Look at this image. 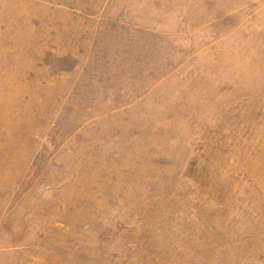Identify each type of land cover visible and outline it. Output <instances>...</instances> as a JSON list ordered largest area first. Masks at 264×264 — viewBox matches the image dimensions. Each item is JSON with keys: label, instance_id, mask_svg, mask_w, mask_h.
Listing matches in <instances>:
<instances>
[{"label": "rangeland", "instance_id": "374dc122", "mask_svg": "<svg viewBox=\"0 0 264 264\" xmlns=\"http://www.w3.org/2000/svg\"><path fill=\"white\" fill-rule=\"evenodd\" d=\"M0 264H264V0H0Z\"/></svg>", "mask_w": 264, "mask_h": 264}]
</instances>
